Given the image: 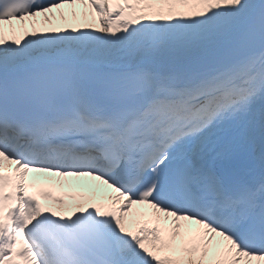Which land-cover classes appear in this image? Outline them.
<instances>
[{
	"label": "snow or ice",
	"instance_id": "1",
	"mask_svg": "<svg viewBox=\"0 0 264 264\" xmlns=\"http://www.w3.org/2000/svg\"><path fill=\"white\" fill-rule=\"evenodd\" d=\"M0 264H264V0H0Z\"/></svg>",
	"mask_w": 264,
	"mask_h": 264
},
{
	"label": "bare ground",
	"instance_id": "2",
	"mask_svg": "<svg viewBox=\"0 0 264 264\" xmlns=\"http://www.w3.org/2000/svg\"><path fill=\"white\" fill-rule=\"evenodd\" d=\"M81 10H82V9L78 6V7H77V11L80 12ZM89 11H90V10H89ZM89 19L91 20V17H90ZM58 22H59V21H58ZM30 179H32V177H30ZM76 185H78V184H76ZM73 188H74V187H72V188H66V187H65V190H66V191H71V190H73ZM75 188H78V187H75ZM29 190H32V189L30 188Z\"/></svg>",
	"mask_w": 264,
	"mask_h": 264
},
{
	"label": "rangeland",
	"instance_id": "3",
	"mask_svg": "<svg viewBox=\"0 0 264 264\" xmlns=\"http://www.w3.org/2000/svg\"><path fill=\"white\" fill-rule=\"evenodd\" d=\"M59 23H60V22H57V24H59ZM42 26H45V27H46V26H48V25H43V24H42ZM65 26H66V25H65Z\"/></svg>",
	"mask_w": 264,
	"mask_h": 264
}]
</instances>
